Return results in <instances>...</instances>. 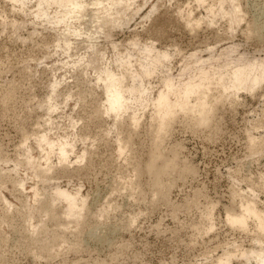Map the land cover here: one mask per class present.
Wrapping results in <instances>:
<instances>
[{
  "label": "rangeland",
  "instance_id": "374dc122",
  "mask_svg": "<svg viewBox=\"0 0 264 264\" xmlns=\"http://www.w3.org/2000/svg\"><path fill=\"white\" fill-rule=\"evenodd\" d=\"M75 1L64 22L81 36L52 24V0H0V264H243L264 236L227 216L247 201L264 212V76L207 125L178 113L161 137L153 102L168 77L180 90L200 66L234 78L226 58L264 57V0ZM145 47L168 55L106 112V71L130 86ZM45 134L69 141L65 159ZM56 189L78 193L71 211Z\"/></svg>",
  "mask_w": 264,
  "mask_h": 264
},
{
  "label": "bare ground",
  "instance_id": "6f19581e",
  "mask_svg": "<svg viewBox=\"0 0 264 264\" xmlns=\"http://www.w3.org/2000/svg\"><path fill=\"white\" fill-rule=\"evenodd\" d=\"M41 1L43 0H40V2ZM52 1H53L52 4L55 7L60 8V11L56 13L55 16L53 17L54 21H52V24H54L55 26L63 25L65 27V30L67 32H70L72 35H76V36L84 35L81 29L75 28L72 25L65 24L64 22L66 15L79 13L81 5H79L78 2H76L75 0H52ZM104 2L106 4H109L107 0H104ZM222 2L223 0L219 1L220 4H222ZM42 16L46 18L47 16H49V14L48 12H44L42 13ZM187 19L189 22L188 21L186 22H188L187 24H189L190 26H193L192 24H195L194 21L191 22L192 19L191 20L189 18ZM143 51H144L143 59L145 62V67L139 73L135 74L136 80L135 82H132L130 86L126 88L122 86L123 75H120L116 72L114 73L112 71H106V75L103 79V87L105 88V92H106V104H105L106 112H111L114 114V116H117L119 112L126 107V103H127L126 101L128 98L126 97L125 93L131 91L141 92L143 90L141 89V85H140L141 80L149 76L157 67V65L168 55L166 52L163 51L160 53L159 52L152 53L151 47H145ZM228 51L229 48L225 50L223 49L222 52L223 55L224 53L229 54ZM225 56L227 55L225 54ZM219 59L221 58L219 57ZM226 59L228 61L226 62L228 63V66L225 64L224 65L228 67L227 70L228 69L232 70V73L235 74L234 78L230 76L226 77L227 75H229V73L227 75L225 74L227 73L226 70L223 75L222 71H220L221 70L220 68H219L220 70L218 69V71H220L219 73H217L218 71L216 72L215 70L214 71L216 73L213 71H212L213 73L211 71L210 73L209 70L207 69L206 71L203 70L204 66L203 67L200 66V68L195 72H193V74L189 76V78L183 84L178 86V88H181L180 90L174 89V86H177V84L174 85V82L170 77H168L165 80V88L163 90L161 89V91L159 90V93L153 102L155 108V112H153L155 116L154 115L153 116L155 117V119L157 118L156 133L158 137H161L167 131V129H169V125L171 121H173V119L175 118L176 115H178V113L189 114L194 117L196 124L198 123V124L207 125L211 121L213 114L212 112L214 110V106L217 101L222 100V98L224 97L231 96L232 93L235 92L236 88L241 87L245 83L248 86L247 88L253 89L263 79L264 74L258 76L259 74L255 75V73L258 69L264 72V57L255 58L249 61L248 63L246 62V64L243 66L240 65L241 64L240 61L243 60L242 57L236 60H231L230 58H226ZM203 63L206 62L203 61ZM244 63L242 62V64ZM209 66L211 65L209 64ZM209 66L207 67L208 69L210 68ZM211 89H215L219 92L217 93V95H219L218 98L209 96L211 94ZM136 123L137 122H135V124ZM50 137L47 134H45L42 135V137L40 138L39 145L41 147V143L44 142V146L42 148L46 152L44 150L42 151H44V153H46L47 156L50 153L56 151L59 159H65L67 155L66 145L70 144L69 141L59 138L53 139L52 141L48 139ZM118 151L119 152L123 151V146H121L120 144L118 145ZM33 162L35 161L34 160L29 161V164H32L33 169L40 168L39 164H36V162L35 164H33ZM30 173H32L33 177H35L36 175H40V176L42 175L41 174L42 172L40 170L36 172L31 171ZM40 176H37L36 178ZM24 184H25L24 182H21L22 186H24ZM35 186H33L34 188H33L32 196L34 195V199L37 200V197L40 193L38 191V188L37 187L35 188ZM51 197L59 198L64 202H67L69 204L68 211H71L72 205H74L75 201L78 199V193L68 192L62 189H56L53 193H51ZM45 203L46 201L42 202L43 207ZM241 207L242 209L240 214L227 216L228 222H230L233 225H237L239 228L243 229L246 227L247 219L252 217L255 220L257 231L260 232L259 235H261L262 233V235L264 236V212L259 210L256 207V205L251 201L241 203ZM39 208L41 207L39 206ZM52 213L53 212H50V215ZM70 216L75 217L76 215L71 213ZM259 240L261 239L259 238ZM261 242L263 241L261 240ZM260 243L259 245L262 244ZM234 255H235L234 253L228 254L227 257L225 258L220 257L221 259L219 258L218 261L220 264H232L231 258ZM241 256L245 257L244 258L245 262L243 264H252L251 261H253L254 264H264V248H262V246H259L258 249H253V251H251L248 254L242 253Z\"/></svg>",
  "mask_w": 264,
  "mask_h": 264
}]
</instances>
